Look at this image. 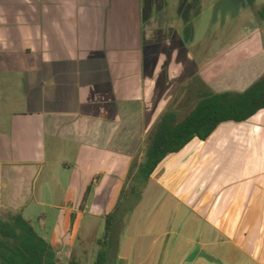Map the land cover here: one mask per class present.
Listing matches in <instances>:
<instances>
[{
	"label": "crops",
	"instance_id": "crops-1",
	"mask_svg": "<svg viewBox=\"0 0 264 264\" xmlns=\"http://www.w3.org/2000/svg\"><path fill=\"white\" fill-rule=\"evenodd\" d=\"M263 76L264 0H0V207L5 190L23 214L49 186L43 237L76 257L178 92L195 104ZM231 124L244 142H213ZM197 139L150 178L114 264H264V109Z\"/></svg>",
	"mask_w": 264,
	"mask_h": 264
},
{
	"label": "trees",
	"instance_id": "trees-1",
	"mask_svg": "<svg viewBox=\"0 0 264 264\" xmlns=\"http://www.w3.org/2000/svg\"><path fill=\"white\" fill-rule=\"evenodd\" d=\"M198 96L185 113L169 107L158 119L145 142L142 159L132 162L118 206L106 217L104 239L99 242L102 247L93 264H107L109 246L113 254L117 252L118 233L124 227L125 216L140 203L150 178L168 155L180 152L195 138L208 139L223 122L247 121L264 109V76L243 92H215L206 88ZM91 188L84 196V204ZM0 264L62 263L53 245L37 232L30 220L17 212L8 218L0 216ZM69 264L81 263L72 258Z\"/></svg>",
	"mask_w": 264,
	"mask_h": 264
},
{
	"label": "rangeland",
	"instance_id": "rangeland-1",
	"mask_svg": "<svg viewBox=\"0 0 264 264\" xmlns=\"http://www.w3.org/2000/svg\"><path fill=\"white\" fill-rule=\"evenodd\" d=\"M183 92H188V89H184ZM182 95V91L178 92L176 97L174 98L175 100H172V104L170 107H177L180 109V111H182V113H185L186 111H188L193 105L194 103L192 102L191 104H187L184 103V101H181L182 99H180V96ZM179 97V99H178ZM181 101V102H180ZM176 104V105H175ZM234 127V128H233ZM245 124L244 125H238L235 127V125L231 124L228 126V129H222L220 130L217 134H219L218 136H216V138L213 140V142H226L227 137H229V133L230 137H232V139L234 140V142H244V140L246 139V136H248V127H246L245 129ZM233 130V132H231ZM259 132H254L252 131V137H257V135ZM251 134V133H250ZM229 137V138H230ZM194 142H201L199 141V139L195 140ZM145 145V142L142 146H140L139 151H138V155L136 160H141L143 157V147ZM127 181V179H126ZM126 184V183H125ZM45 192L43 195V201L45 202L44 204H39V202L37 201V197L36 194L32 195L28 198V203L25 205V211H23L24 216L29 219L30 221H32V224L34 225L35 229L37 230V232L41 235V236H46L47 232L51 230V228L55 225L56 223V219H57V213H58V209L55 208V204L61 201V196L59 194H57L56 192H53L52 189H49V186H47L46 188H44ZM3 195L1 197L3 206L0 207V216H2L3 218H8L9 215L11 213H14L13 210H11L10 208H8V197L6 196V192L5 190L2 192ZM90 197V196H89ZM223 196H216L215 197V201L216 202H220L223 200L222 198ZM205 215L208 216V218H211V213L210 211H206L204 212ZM227 214V212H214V214ZM47 217L48 219L45 220L44 217ZM125 222L128 221V217L125 216ZM43 224H45V226H43ZM118 225V224H116ZM105 226H106V221L105 219L101 220V225L99 226H93L92 227V231H90V234L87 236L86 239L83 240H79L78 241V246H79V250L76 251V257H73L71 255V257H67V259L63 258L60 259V262L62 264H69L70 260L72 258H75L77 261H79L81 264H93L96 260L97 254L99 252V250L101 249L102 245L100 242V240L104 239V234H105ZM116 228V226H115ZM151 247V245L149 246ZM148 247V248H149ZM112 247L109 246L108 248V253H109V259L107 261V264H114L113 263V252H112Z\"/></svg>",
	"mask_w": 264,
	"mask_h": 264
}]
</instances>
